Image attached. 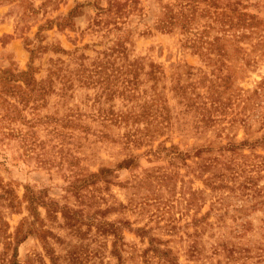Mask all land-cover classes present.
<instances>
[{
  "label": "rangeland",
  "instance_id": "rangeland-1",
  "mask_svg": "<svg viewBox=\"0 0 264 264\" xmlns=\"http://www.w3.org/2000/svg\"><path fill=\"white\" fill-rule=\"evenodd\" d=\"M0 264H264V0H0Z\"/></svg>",
  "mask_w": 264,
  "mask_h": 264
}]
</instances>
